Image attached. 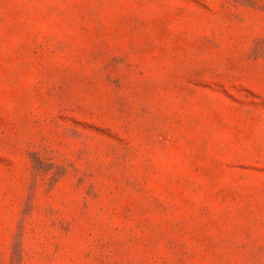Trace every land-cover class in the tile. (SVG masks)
Wrapping results in <instances>:
<instances>
[{
	"label": "rangeland",
	"instance_id": "374dc122",
	"mask_svg": "<svg viewBox=\"0 0 264 264\" xmlns=\"http://www.w3.org/2000/svg\"><path fill=\"white\" fill-rule=\"evenodd\" d=\"M0 264H264V0H0Z\"/></svg>",
	"mask_w": 264,
	"mask_h": 264
}]
</instances>
